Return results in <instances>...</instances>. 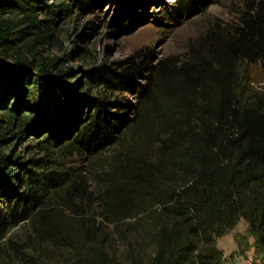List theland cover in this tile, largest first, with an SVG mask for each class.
<instances>
[{"label": "trees", "instance_id": "1", "mask_svg": "<svg viewBox=\"0 0 264 264\" xmlns=\"http://www.w3.org/2000/svg\"><path fill=\"white\" fill-rule=\"evenodd\" d=\"M95 1L0 0V264H221L217 238L240 218L264 254V0H235L234 20L207 30L209 58L187 67L206 91L200 102L155 159L106 188L102 211L85 215L73 199L85 188L61 159L98 151L128 118L123 106L83 105L60 58L40 48L56 39V16ZM252 68L263 73L259 85ZM140 69L131 61L120 73L101 66L86 75L131 89ZM27 132L44 155L22 161L11 148ZM22 221L24 241L4 237ZM109 224L127 244L123 260Z\"/></svg>", "mask_w": 264, "mask_h": 264}, {"label": "rangeland", "instance_id": "2", "mask_svg": "<svg viewBox=\"0 0 264 264\" xmlns=\"http://www.w3.org/2000/svg\"><path fill=\"white\" fill-rule=\"evenodd\" d=\"M52 2L47 0L48 5ZM94 4L89 11L73 10L70 16H56L52 23L56 39L40 48L43 56L60 58L68 72L67 83L85 97L81 99L83 105L99 101L123 106L128 118L114 134V141L98 151H83L61 159L72 171L73 180L85 188L83 195L75 193L73 198L85 215L101 212L104 190L155 159L172 127L192 114L206 91L187 67L209 58L204 41L207 30L214 24L234 20L238 7L235 0H97ZM131 61L141 66L131 89L114 90L94 85L87 78V71L101 66L120 73ZM251 71V78L259 85L263 73L256 68ZM146 85L151 92L139 94L138 90H144ZM35 136L27 132L20 144L11 148L13 154L22 161L43 156V151L31 149L37 144ZM63 193L64 188L53 192L51 203L60 202ZM105 230L111 232V250L123 260L125 240L111 224ZM27 233V223L22 221L4 237L22 242ZM217 245L223 254L251 251L254 258L263 254L244 218L218 237Z\"/></svg>", "mask_w": 264, "mask_h": 264}, {"label": "built area", "instance_id": "3", "mask_svg": "<svg viewBox=\"0 0 264 264\" xmlns=\"http://www.w3.org/2000/svg\"><path fill=\"white\" fill-rule=\"evenodd\" d=\"M251 251H246L245 253L241 251L231 252L229 254H224L221 264H264V254L259 257H255V254Z\"/></svg>", "mask_w": 264, "mask_h": 264}]
</instances>
